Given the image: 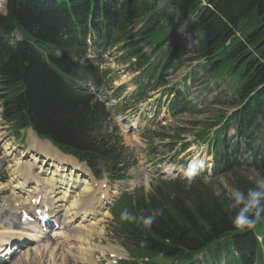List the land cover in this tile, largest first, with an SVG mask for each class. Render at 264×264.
I'll use <instances>...</instances> for the list:
<instances>
[{
  "label": "trees",
  "instance_id": "1",
  "mask_svg": "<svg viewBox=\"0 0 264 264\" xmlns=\"http://www.w3.org/2000/svg\"><path fill=\"white\" fill-rule=\"evenodd\" d=\"M179 18L186 20L184 32L196 41L190 49L181 44ZM13 32L21 41L9 40ZM89 38L101 51L118 47L135 60L141 73L138 94L144 92L140 82L166 86L160 79L166 70L177 72L189 62L204 60L198 67L211 79L228 77L235 104L243 105L225 124H234L242 136L262 129L257 119L264 122V0H7L6 13L0 16L3 120L9 123L11 116L24 114L23 123L65 153L104 162L106 168L118 166L122 149L110 141L111 135H101L108 117L104 103L75 89L84 80L105 84L106 73L79 62ZM166 92L175 94L171 107L192 110L177 91ZM214 151L216 164H221L216 147ZM252 156L257 168L264 165L256 148ZM231 185L247 190L256 184L238 174ZM164 188H155L130 207L137 215L162 210L150 228L121 224L138 257L149 260L144 264H156L155 256L188 264L192 254L220 243L234 264H261L264 216L256 232L238 230L227 211L228 197L221 200L200 181L191 188L169 182L168 193Z\"/></svg>",
  "mask_w": 264,
  "mask_h": 264
},
{
  "label": "rangeland",
  "instance_id": "2",
  "mask_svg": "<svg viewBox=\"0 0 264 264\" xmlns=\"http://www.w3.org/2000/svg\"><path fill=\"white\" fill-rule=\"evenodd\" d=\"M3 5L4 2H0V7H3ZM184 25L185 21L181 19V21L178 22L177 28L178 33L181 34V44L185 48H191L194 45V40L190 33L184 32ZM88 45H90V43H88ZM123 55V53L119 52V49L115 48L107 50L101 58L100 56H95L88 53V55L83 59V62H87L88 65L94 67L96 66L99 71L110 72L108 77L111 79V81L108 82L106 87L100 90V95H103L102 98L108 97V105L112 103L109 101H111L113 98V92L119 87H122L124 91L120 96V99L116 100V102H122V99L124 98V103H122L120 107H122L125 103H132L129 101V96L130 93L135 90L134 78L138 75V73L133 67L130 66L129 61ZM185 67L186 69L183 68L177 74L168 71L167 73H164V76L169 87L176 84L178 85V89L181 91V93L184 96H187L189 107H195L192 113L184 112L183 114H179L174 118L169 117L168 111L164 106L168 97L163 96L161 88H158L154 92L150 93V98L147 100V102L142 104H132L131 108L117 119L118 122L115 119L117 126H120L122 130L121 133L123 136V144L127 148L129 157L136 163V165L134 163L135 166L130 171L131 178H128V181L125 182L129 185V187L131 185L132 190H129L126 193H132L137 189H142V191L146 193L156 183L159 184L164 182L167 185L168 181L166 180L176 178H181L183 180V172L181 171L183 162L185 160L189 161L197 156L202 159L205 158V168L202 171L212 165V159L206 156V147L200 148L199 145L195 144L193 136L200 131L208 130L209 137L212 140L215 139L216 133L212 135V132H214L216 129L215 123L217 120H219L226 113L230 114L236 108V106H229V103L234 99L230 88L231 82L229 81V78L225 76L220 79H211L205 75V73L202 72L198 66H193V63H188ZM190 72L192 73V77L188 76L184 79L185 75ZM185 85L187 88H184ZM152 117H157L158 120L156 125L150 126V131H154L158 135L170 136V138H163V136H159L162 141H160V139H155L152 142L147 140L145 137V130L147 129H144L146 128L147 124L144 123V120L146 118ZM136 123L139 124V128L132 129L130 125H135ZM262 134L263 131L258 130L255 133L252 132L247 137H243L241 135H234L233 132H230L227 133L225 137L228 146L232 148L235 146L238 150V155L240 156L241 163L238 170L236 171V174H240L243 177L248 178L249 181L254 184H256L258 180L264 178V166L260 165V167L257 168L256 161L252 158V152L254 148H256L258 155L264 157V142L262 139H260ZM0 136V148L2 149L4 144H6V142L12 138V134L10 133L6 123H4L1 119ZM160 143L162 144L161 147L158 146L157 148H152L151 153H149L150 147ZM183 144H188L189 148L184 154H181L180 150ZM193 144H195V147H193ZM48 154H50L49 151ZM20 155L21 162H27L31 156L30 153L25 150H23ZM1 158L2 155H0V160L3 161ZM14 158L16 160V157ZM61 159L63 158H57L58 164H54L53 161L52 164L53 166H58L61 175L68 176L70 174H65V170H62L61 168ZM173 165H175V167H172ZM8 166H13V162L7 163L6 160L5 162H0V171H3V174L0 175V183L5 184V188L7 187L5 190H2L3 187L0 186V192L5 191V193L0 197V209L2 212L7 211L9 208L15 210V207L10 205L9 202L10 198L14 197V195L11 193L13 192V189L9 187V184L13 183L10 182L12 180L10 178V173L13 168L11 167L9 169ZM53 168L55 170V167ZM23 176L25 178V174ZM235 177L236 176L233 175L232 171H228L223 176H213L212 171L207 170L203 182L206 187H210L214 194L217 195V197H220L222 200L223 197H227L228 193H230V190L227 186L234 181ZM15 183H17V181H15ZM28 184L29 182L23 186H26V192ZM91 184L97 188H100L101 191V186L104 185H107L110 189H113V186L108 185V183L104 182V180H96L91 182ZM133 184L134 186L132 187ZM184 185L185 184H183V186ZM92 189L94 188L92 187ZM75 190H73L72 193L77 194L80 191L79 188H76ZM164 191L168 193L167 187H165ZM94 193H96V191ZM123 193H125V191H123ZM19 195L21 197L23 196L22 193H19ZM42 195V200L45 201L47 194L43 193ZM97 198L98 196L92 197L91 200L87 202L88 204L85 203V206L93 207ZM126 199L127 197L125 200ZM125 200L119 205L121 206L125 204ZM114 215L116 216V214ZM105 216L108 217L109 214L106 212ZM116 219L118 220V218ZM108 220L111 223L110 229L112 231V226L116 220H113L112 215L108 218ZM64 223L69 227H80L78 221L72 219L69 212H66L64 215ZM100 223L101 222H96L95 227L92 228H82L85 233H88L92 230L93 237L86 235L82 239L78 240L77 250L69 251L67 249L68 245L65 240H63V238H58L56 241L54 240L53 242H58L61 245L63 244L64 247H55L53 244L52 256L55 258L62 256L64 264H78L80 262L77 260L79 253V242H85L90 244L92 247L94 246L95 248L103 249L105 254H114V258L111 259V263L113 264H119L117 262L120 259H128L129 254L122 247L121 241L115 238V235L107 234L105 237L101 236L100 229L102 228L99 227ZM14 225L15 223H11L7 218L0 219V249L4 247V245L2 246L1 244L2 237L14 239L11 234H9V232L15 234L19 231L18 228H14ZM25 240H29L28 235H26ZM33 246V243L26 244L24 248L19 249L14 255H12L11 259L6 264H49V255H47V252H44L40 256L39 253L32 252ZM82 247L84 246L82 245ZM36 249L38 250L37 247ZM28 253L30 256L25 258ZM96 253L100 252L93 251V254L90 258V263L95 262L94 254ZM53 257L50 260V264L53 261V264H58V261ZM195 259H198V261L201 262L199 264H210L212 261V259L209 257L205 258L202 256H198ZM158 260L159 259L156 261ZM164 261V264H172L169 259H165Z\"/></svg>",
  "mask_w": 264,
  "mask_h": 264
},
{
  "label": "clouds",
  "instance_id": "3",
  "mask_svg": "<svg viewBox=\"0 0 264 264\" xmlns=\"http://www.w3.org/2000/svg\"><path fill=\"white\" fill-rule=\"evenodd\" d=\"M204 168L205 161L199 156L189 160L186 165L181 167L187 188H191L196 177ZM228 201L227 211L231 216L234 228L238 230L253 229L264 216V178L258 180L255 187L247 190L240 187L231 188ZM160 215H162L161 209H154L149 214L141 211L139 215L125 210L121 213V219L150 228L157 216Z\"/></svg>",
  "mask_w": 264,
  "mask_h": 264
},
{
  "label": "bare ground",
  "instance_id": "4",
  "mask_svg": "<svg viewBox=\"0 0 264 264\" xmlns=\"http://www.w3.org/2000/svg\"><path fill=\"white\" fill-rule=\"evenodd\" d=\"M9 150L10 148H8L6 145L4 146V151L6 153V157L8 159L9 157ZM57 156L55 154V152L53 153H50L48 154L49 158L53 161V158L55 156ZM63 158L60 160V165H63V164H70L71 165V161H70V158H67V157H63L61 155L57 156V158ZM13 161H9L8 163H12ZM13 168V170L11 171L10 175H11V178L13 181H17V186L16 188H23V186L26 184L28 178L30 177V174L28 173L27 171V168L26 167H22L21 166V163L19 162H13V166H8V168ZM51 168L55 167V170L51 173H44L43 169L42 168H39V173L42 174L43 173V176H39V180H43L44 181V184H45V188L47 190V192H54L55 190V187L58 185H64L66 183V180L67 178L70 176H64V175H61L60 173V169L58 168V166H53V164H51L50 166ZM25 170H24V169ZM25 174V178H24V175ZM41 177H44V179H42ZM69 181H71L69 179ZM83 188L79 191L78 194H75L74 196H71V198L69 197V194L67 191H62L63 193L62 194V197L61 199H67V202H68V207H67V211L66 212H70L72 213V218L73 219H76V217L78 216V210H79V203L80 202H84L85 200L89 199L90 197H92L94 195V192L96 190L92 189V187L87 183V182H84L83 183ZM60 189V188H58ZM76 191V190H75ZM69 197V198H68ZM91 200V199H90ZM89 200V201H90ZM88 204V203H87ZM106 215V213H105ZM71 216V215H70ZM13 251V250H11ZM54 261L51 263L53 264Z\"/></svg>",
  "mask_w": 264,
  "mask_h": 264
}]
</instances>
